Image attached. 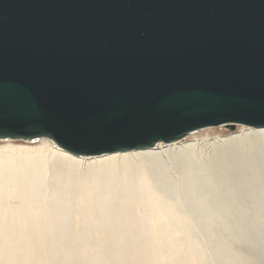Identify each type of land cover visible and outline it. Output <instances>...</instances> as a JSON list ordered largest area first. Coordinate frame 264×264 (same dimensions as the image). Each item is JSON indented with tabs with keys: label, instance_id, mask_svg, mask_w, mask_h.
Returning <instances> with one entry per match:
<instances>
[{
	"label": "water",
	"instance_id": "obj_1",
	"mask_svg": "<svg viewBox=\"0 0 264 264\" xmlns=\"http://www.w3.org/2000/svg\"><path fill=\"white\" fill-rule=\"evenodd\" d=\"M264 128V0H0V139L82 157Z\"/></svg>",
	"mask_w": 264,
	"mask_h": 264
},
{
	"label": "bare ground",
	"instance_id": "obj_2",
	"mask_svg": "<svg viewBox=\"0 0 264 264\" xmlns=\"http://www.w3.org/2000/svg\"><path fill=\"white\" fill-rule=\"evenodd\" d=\"M224 127L94 157L0 139V264H264V128Z\"/></svg>",
	"mask_w": 264,
	"mask_h": 264
},
{
	"label": "rangeland",
	"instance_id": "obj_3",
	"mask_svg": "<svg viewBox=\"0 0 264 264\" xmlns=\"http://www.w3.org/2000/svg\"><path fill=\"white\" fill-rule=\"evenodd\" d=\"M236 131H237V126L233 127L231 130L228 129L227 127H224V128L221 129L219 134L220 135H227V134L235 133ZM207 150L205 148L196 150L197 151V156L203 157L206 154Z\"/></svg>",
	"mask_w": 264,
	"mask_h": 264
}]
</instances>
